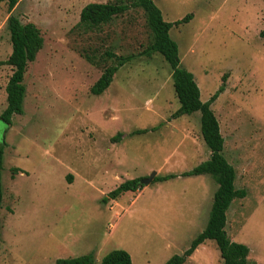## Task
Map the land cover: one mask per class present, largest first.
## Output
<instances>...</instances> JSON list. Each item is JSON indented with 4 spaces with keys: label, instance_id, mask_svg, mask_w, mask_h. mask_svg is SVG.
<instances>
[{
    "label": "rangeland",
    "instance_id": "obj_1",
    "mask_svg": "<svg viewBox=\"0 0 264 264\" xmlns=\"http://www.w3.org/2000/svg\"><path fill=\"white\" fill-rule=\"evenodd\" d=\"M134 0H19L0 4V116L13 74L8 19L32 22L44 46L25 74L24 113L0 119L7 142L2 171L0 264H56L114 249L134 264H165L188 249L206 227L218 183L210 174L180 176L101 200L133 178L181 174L207 160L201 112L173 118L180 107L172 68L160 53L127 63L101 95L91 87L119 55L138 53L154 36L142 8L95 28L77 26L91 2ZM169 22L183 67L212 104L225 139L224 155L245 189L227 211L229 237L264 264V0H155ZM157 129L146 133L136 130ZM121 133L119 139L117 134ZM117 140V141H115ZM22 171L13 175L12 169ZM156 175V176H157ZM185 264H224L208 239Z\"/></svg>",
    "mask_w": 264,
    "mask_h": 264
},
{
    "label": "trees",
    "instance_id": "obj_2",
    "mask_svg": "<svg viewBox=\"0 0 264 264\" xmlns=\"http://www.w3.org/2000/svg\"><path fill=\"white\" fill-rule=\"evenodd\" d=\"M6 2L9 11L12 13L19 0H0V4ZM142 8L147 15V23L153 32L154 39L143 50L138 53L119 55L114 52H107L108 58H113L115 63L107 66L99 79L91 87L94 95L103 94L112 84L115 74L127 63L140 57H151L160 53L172 68L174 88L177 93L180 107L173 113V118L184 115H192L201 112V132L206 145L211 151L209 159L203 161L195 168L184 171L181 174L169 173L157 175L153 183L168 181L180 176H197L210 174L218 183V189L214 194L213 205L205 229L192 241L190 247L181 254H175L165 264H185L193 256L196 250L206 240H215L224 260V264H259L250 259V248L245 243L232 240L226 230L227 211L232 202L237 198H244L247 195L245 189H238L235 184L236 169L224 155L225 139L221 132L219 120L212 109V104L226 89L227 75L223 76V82L219 89L208 101L201 98V89L194 74L183 67L180 50L177 41L171 35L170 30L177 25L189 22L193 14H188L180 20L173 22L164 19L162 10L157 6L155 0H134L132 3L117 2H91L81 11L80 21L77 26L88 28L100 27L110 22L114 17L124 14L130 7ZM8 29L11 35L12 53L4 62L13 68V74L6 86L8 105L1 114L0 119L6 124L13 123L15 114L24 113V100L26 86L24 84L25 74L31 62L36 60L38 53L44 46V37L41 30L32 22L22 23L18 16L11 14L8 19ZM264 36V29L261 32ZM146 128L136 130L135 133H146L157 129ZM121 133L116 138L119 139ZM117 141V140H115ZM7 142L0 144V212L3 207V184L2 171L4 169V154ZM13 175L22 170L18 167L12 169ZM23 172V171H22ZM142 178H133L121 183L117 188L105 196L101 202L118 199L129 191H138L146 185L141 183ZM56 264H134L131 254L125 249H114L107 253L100 262L95 258L93 252L76 257L59 258Z\"/></svg>",
    "mask_w": 264,
    "mask_h": 264
},
{
    "label": "water",
    "instance_id": "obj_3",
    "mask_svg": "<svg viewBox=\"0 0 264 264\" xmlns=\"http://www.w3.org/2000/svg\"><path fill=\"white\" fill-rule=\"evenodd\" d=\"M156 175H157V171H154L149 177L142 178L141 183L144 185L151 184L153 182L154 178L156 177Z\"/></svg>",
    "mask_w": 264,
    "mask_h": 264
}]
</instances>
